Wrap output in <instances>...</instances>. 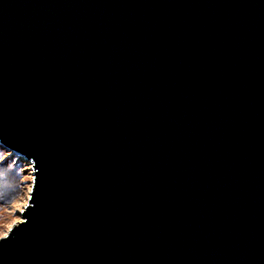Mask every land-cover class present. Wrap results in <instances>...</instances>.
<instances>
[{"label": "water", "instance_id": "95a60500", "mask_svg": "<svg viewBox=\"0 0 264 264\" xmlns=\"http://www.w3.org/2000/svg\"><path fill=\"white\" fill-rule=\"evenodd\" d=\"M0 145V264H264V0H0Z\"/></svg>", "mask_w": 264, "mask_h": 264}, {"label": "rangeland", "instance_id": "374dc122", "mask_svg": "<svg viewBox=\"0 0 264 264\" xmlns=\"http://www.w3.org/2000/svg\"><path fill=\"white\" fill-rule=\"evenodd\" d=\"M30 162L0 145V237L22 219L34 183Z\"/></svg>", "mask_w": 264, "mask_h": 264}, {"label": "bare ground", "instance_id": "6f19581e", "mask_svg": "<svg viewBox=\"0 0 264 264\" xmlns=\"http://www.w3.org/2000/svg\"><path fill=\"white\" fill-rule=\"evenodd\" d=\"M22 220V219H21Z\"/></svg>", "mask_w": 264, "mask_h": 264}]
</instances>
